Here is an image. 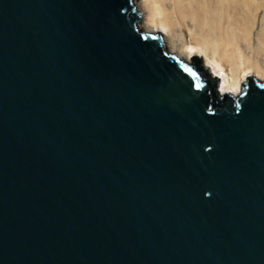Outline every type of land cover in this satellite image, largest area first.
I'll return each instance as SVG.
<instances>
[{
    "label": "water",
    "instance_id": "obj_1",
    "mask_svg": "<svg viewBox=\"0 0 264 264\" xmlns=\"http://www.w3.org/2000/svg\"><path fill=\"white\" fill-rule=\"evenodd\" d=\"M140 20L0 0V264H264V82L215 97Z\"/></svg>",
    "mask_w": 264,
    "mask_h": 264
},
{
    "label": "bare ground",
    "instance_id": "obj_2",
    "mask_svg": "<svg viewBox=\"0 0 264 264\" xmlns=\"http://www.w3.org/2000/svg\"><path fill=\"white\" fill-rule=\"evenodd\" d=\"M135 5L138 27L161 32L170 54L183 62L201 56L219 77L218 95L240 94L248 76L264 82V0H137Z\"/></svg>",
    "mask_w": 264,
    "mask_h": 264
},
{
    "label": "trees",
    "instance_id": "obj_3",
    "mask_svg": "<svg viewBox=\"0 0 264 264\" xmlns=\"http://www.w3.org/2000/svg\"><path fill=\"white\" fill-rule=\"evenodd\" d=\"M198 72V75L199 77L202 78V80L209 86L215 88V80L214 79H211L208 75L205 74V72L203 71L202 67L197 63V64H193L192 65ZM214 90V89H213ZM213 94L215 97H218L216 94H215V91H213Z\"/></svg>",
    "mask_w": 264,
    "mask_h": 264
},
{
    "label": "rangeland",
    "instance_id": "obj_4",
    "mask_svg": "<svg viewBox=\"0 0 264 264\" xmlns=\"http://www.w3.org/2000/svg\"><path fill=\"white\" fill-rule=\"evenodd\" d=\"M135 2L137 1V0H134ZM256 27V26H255ZM253 28L252 30H253V33H254V31L256 30V28ZM257 31V30H256ZM255 31V32H256ZM158 32V31H157ZM200 59H201V56H199V55H197ZM201 61L203 62V60L201 59ZM184 62H186V65H192V61H191V57L190 58H187V59H184ZM203 64L204 65H206V63H204L203 62ZM206 66H208L209 67V65H206ZM210 68V67H209ZM210 72L212 73V69L210 68ZM246 81V80H245ZM261 81V80H260ZM218 85V84H217ZM217 85H216V88H215V92L217 93V90L219 89V88H217Z\"/></svg>",
    "mask_w": 264,
    "mask_h": 264
}]
</instances>
